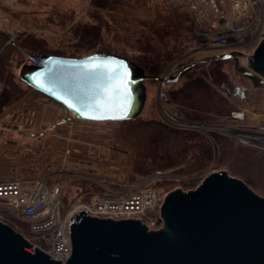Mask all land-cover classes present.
<instances>
[{
    "label": "water",
    "instance_id": "water-1",
    "mask_svg": "<svg viewBox=\"0 0 264 264\" xmlns=\"http://www.w3.org/2000/svg\"><path fill=\"white\" fill-rule=\"evenodd\" d=\"M240 56L220 53L200 59L165 83H177L199 64L233 59L238 75L264 86V36L243 68ZM97 58L108 62V68L87 71L84 65ZM30 62L21 68L20 80L89 122L139 118L147 101L146 84L161 81L114 53L65 57L41 52ZM86 213L81 210L70 220L72 253L65 264H264V196L226 171L208 174L192 190L169 192L160 208L162 227L155 231L139 219L116 221ZM0 264L61 261L33 250L22 234L0 221Z\"/></svg>",
    "mask_w": 264,
    "mask_h": 264
},
{
    "label": "rangeland",
    "instance_id": "rangeland-1",
    "mask_svg": "<svg viewBox=\"0 0 264 264\" xmlns=\"http://www.w3.org/2000/svg\"><path fill=\"white\" fill-rule=\"evenodd\" d=\"M91 2L92 0H0V30L7 32L9 35L6 42L2 40L5 48L4 53L12 51L11 57L8 58V76L17 88L16 97H18L17 101L0 114V124L4 123L9 116L17 113L24 114L25 118H29V125H27L26 130H17L12 133L0 131V182L18 178L34 179L54 175L62 170L60 163L63 157V149L69 146L72 150H75L72 157L73 161L82 162L87 168L78 167L76 169L80 171L79 174L83 175L82 177L75 179V176H72L73 173L70 172L71 174L65 179L62 200L64 211L79 201L89 200L93 195L119 196L124 193L123 191L129 190V187L119 188L113 184L98 181V179H90L87 165L92 164L99 179H107L105 174H112L116 171L117 174L124 175L129 185L138 180H143L142 185H145L148 182L145 180L146 178L157 174L144 176L133 172L132 166L136 161L137 152L134 146L123 137L122 132L125 128V122L92 123L76 120L62 124V118L69 116L66 108L28 87L19 78L21 68L25 64L31 63L30 56L36 55L37 51L70 57L72 54L82 56L95 52L99 48L111 47L113 50L119 48L120 51H115L120 53L123 50L129 56L140 55L134 48L113 41L105 28L100 31L101 41L94 38L96 33L93 30L91 31L90 28L97 23L91 16L100 14L105 20H108V16L112 12L97 10ZM147 5L152 11L162 8L152 5L150 0H148ZM129 19L135 21L133 16H130ZM193 33L198 35L195 26ZM263 36L264 18L259 17L253 29L240 37L239 43L244 44L246 51L252 52L257 48ZM19 38L21 40L26 39L27 52L16 50L15 46L12 45L11 42L14 41L16 44ZM212 41L206 43L205 49L212 46L211 49L214 50ZM30 49L33 50L29 51ZM201 49L197 48L191 53L185 51L182 56L176 58L161 70L160 82H148L146 84L148 96L141 117L144 119H161L160 93L162 85H164V74L171 73L175 76L183 69L182 66L188 62H196L219 54L213 50L205 52ZM232 61L234 60L232 59ZM232 61L224 62V70L228 73L229 81L234 87V93L229 96L227 92L214 86L218 98L228 102L229 112H237L243 109H264V87H256L248 78L235 76V62L233 64ZM148 66L151 69L154 67L152 64H148ZM243 67L245 66L241 64V68ZM173 85L175 84H165L163 86V91L168 98L169 90L177 87ZM0 91H2L1 82ZM176 108L180 112L177 106ZM227 114L228 112L222 118V122H227ZM38 127L45 131L46 136L40 137L35 133V129ZM200 133L209 139L210 132H205L202 129ZM101 140L104 142L102 148L104 156L101 159L89 158L87 151L90 147L86 145L87 142H101ZM215 165H211L200 174L190 176L181 175L175 170L163 172L162 174L166 177L156 181L154 186L161 192V196L177 188L183 191L192 190L208 174L217 170L216 168H225V166L217 167ZM111 167L115 169H111ZM241 176L249 178L256 190L260 192V195L264 196L263 172L254 173L246 170ZM185 184L187 186H184ZM144 219L149 223L156 222L158 212L149 213ZM0 221L22 234L31 244L36 242L40 247L48 249V247L38 242L37 237L30 230V224L4 205H0ZM159 227H161L160 224L154 226L155 229Z\"/></svg>",
    "mask_w": 264,
    "mask_h": 264
},
{
    "label": "trees",
    "instance_id": "trees-1",
    "mask_svg": "<svg viewBox=\"0 0 264 264\" xmlns=\"http://www.w3.org/2000/svg\"><path fill=\"white\" fill-rule=\"evenodd\" d=\"M147 2L148 0H92V6L97 10L112 12L108 20L100 14L91 16L97 23L90 28L96 33L94 38L101 41L100 31L105 28L113 41L134 48L140 55L129 56L123 50L120 53L115 51H120L119 48L113 50L111 47H103L82 56L114 53L132 60L147 76L159 77L161 70L185 51L191 53L197 48L203 49L207 46L200 35L193 33L194 26L186 13L166 8L152 11ZM130 16H133L135 21L130 20ZM8 39L7 32L0 30V114L18 100L17 88L8 76V58L11 57L12 51L4 53L2 42ZM11 43L16 50L27 52L26 39L19 38L16 44L14 41ZM41 52L43 51H37L36 54ZM82 56L72 54L70 57ZM225 61L228 60L199 64L180 77L175 83L177 87L169 90V100L179 108L186 121L215 125L222 123V118L227 112V116L229 115L228 102L218 98L214 89L216 86L229 96L234 93L228 73L224 70ZM191 63L194 61L188 62L182 68ZM232 63L234 64V61ZM148 64H152L153 69L149 68ZM234 73L239 78H246L238 75L236 69ZM253 85L264 87L254 83ZM122 134L137 152L136 161L132 166L135 174L145 176L175 170L181 175L190 176L200 174L216 164L217 167L225 168H216L217 170L212 172L226 171L260 194L252 181L241 175L246 170L264 173L262 150L241 146L233 138L217 133H210L208 139L198 131L176 129L161 119H144L141 116L125 122Z\"/></svg>",
    "mask_w": 264,
    "mask_h": 264
},
{
    "label": "built area",
    "instance_id": "built-area-1",
    "mask_svg": "<svg viewBox=\"0 0 264 264\" xmlns=\"http://www.w3.org/2000/svg\"><path fill=\"white\" fill-rule=\"evenodd\" d=\"M152 5L186 13L196 32L205 43L212 41L214 50L203 48L201 51L217 53H242L240 62L247 66L248 58L254 54L244 49L239 39L253 29L259 17L264 18V0H150ZM164 85L173 74L163 75ZM160 93V113L163 122L169 126L190 131L217 133L233 138L238 144L253 147L264 151V109H243L231 111L227 122L218 123L209 127L188 122L169 100L163 86ZM69 116L62 118V124L74 122L77 119L67 108ZM29 118L17 113L9 116L0 124V131L12 133L17 130H26ZM70 122V123H71ZM89 122V121H86ZM96 123V122H92ZM35 133L40 137L46 136L45 131L38 127ZM34 135V134H33ZM107 143V142H105ZM90 147L87 155L91 159H101L104 154V142H87ZM75 150L69 146L63 149L60 163L62 170L54 175L41 178H18L0 182V205L16 213L30 224L31 232L38 242L48 247L42 248L36 242L32 244L33 250L39 248L56 261L65 264L72 253L70 238V220L79 211L86 210L87 215L99 219L112 220H140L149 230H158L162 227L160 208L167 194L161 196L154 183L165 178L162 173L151 175L145 180L133 184L127 183L124 175L105 174V180L99 179L97 171L92 164L88 166V177L92 180L104 181L117 187H129L119 196L93 195L89 200L79 201L64 211L63 194L65 179L73 173L75 179L82 177L76 169L87 168L82 162H74L72 157ZM111 169H115L111 167ZM71 172V173H70ZM108 172V170H106ZM158 212V220L153 223L146 222L144 217L149 213ZM157 224L161 227L154 228ZM35 245V246H34Z\"/></svg>",
    "mask_w": 264,
    "mask_h": 264
},
{
    "label": "snow or ice",
    "instance_id": "snow-or-ice-1",
    "mask_svg": "<svg viewBox=\"0 0 264 264\" xmlns=\"http://www.w3.org/2000/svg\"><path fill=\"white\" fill-rule=\"evenodd\" d=\"M84 68L87 71H89V72H96L98 70L103 71V70H105V69L108 68V62L100 61L97 58V59L92 60V62L90 64H85L84 65ZM125 79H126V74L123 77H121V83L122 84L124 83ZM125 91H126V89H125ZM124 106L126 107V102H125V105ZM96 107L97 108H100V107H102V105L99 102H97ZM121 118H123V117H121Z\"/></svg>",
    "mask_w": 264,
    "mask_h": 264
},
{
    "label": "bare ground",
    "instance_id": "bare-ground-1",
    "mask_svg": "<svg viewBox=\"0 0 264 264\" xmlns=\"http://www.w3.org/2000/svg\"><path fill=\"white\" fill-rule=\"evenodd\" d=\"M147 96H148V94H147Z\"/></svg>",
    "mask_w": 264,
    "mask_h": 264
}]
</instances>
